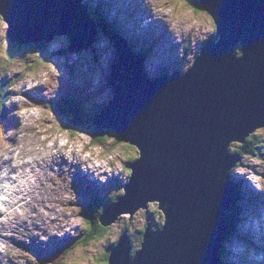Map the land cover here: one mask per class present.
I'll list each match as a JSON object with an SVG mask.
<instances>
[{"label":"water","instance_id":"95a60500","mask_svg":"<svg viewBox=\"0 0 264 264\" xmlns=\"http://www.w3.org/2000/svg\"><path fill=\"white\" fill-rule=\"evenodd\" d=\"M81 1L0 0L7 44L42 57L47 43L65 35L68 52L86 51L96 31ZM197 1L219 38L206 42L182 77L148 80L131 53L114 42L116 61L107 80L113 99L91 122L136 148L138 158L129 165L125 194L106 209L100 223L107 227L118 216L132 217L154 203L165 222L160 231L145 227L133 261L123 232L108 264H222L224 216L234 192L230 173L241 159L229 149L264 128V0ZM139 34L155 40L141 29ZM123 36L132 41L130 34ZM237 45L241 56L235 53Z\"/></svg>","mask_w":264,"mask_h":264},{"label":"rangeland","instance_id":"374dc122","mask_svg":"<svg viewBox=\"0 0 264 264\" xmlns=\"http://www.w3.org/2000/svg\"><path fill=\"white\" fill-rule=\"evenodd\" d=\"M130 1L128 0L126 3L129 2L128 5L131 7L140 8L142 10L140 14L144 18H148L149 13L145 7L139 3L131 4ZM151 1L153 11L156 14L152 13L150 6H146V8L152 17L155 20L160 19L164 26L161 27L158 22L156 25L150 22L148 23L149 33L156 35V43L159 42L162 33L164 39L163 44L159 42L160 44L155 46L156 50L149 55L148 60L144 57V60H147V62H143L146 71L154 77L158 76L162 70L172 73L180 68L179 71L186 72L199 53L200 46L213 38L214 26L212 21L199 7L195 8V0ZM149 26H152L153 29ZM158 27L160 30H156ZM6 29L7 26L0 19V49H2L0 52V77L8 75L13 80L10 86L14 91L8 95V98L13 99L16 105L14 118L19 119L20 117V120L12 133L8 135L6 139L8 141L0 145V163L11 157L12 149L18 150L24 158L37 155L36 159L43 161H48L49 156L52 155L62 156L67 159V164L62 168L65 172H69V177L66 176V173H60L52 182L46 176L47 179L44 182L47 186L57 185L58 187V184L60 185V190L57 193L49 190L48 201L50 207H55L56 217L64 219L61 222L64 224L63 228L53 232V234L56 233L55 236L46 233L44 236L33 239L36 236L29 230L28 223L35 217L36 209L41 203L35 201L34 209L29 210L30 202H27L24 214H22L23 222H25L21 232L23 237L16 235L12 238L11 233L4 232L9 240L7 243L9 252L4 263L39 264L37 257L46 255L53 248H57L59 251L56 253L62 252V264H105L103 258L106 255V250L118 241L124 229L130 237L129 243L132 250H141L142 237H140V232L146 224H149L152 219L150 226L161 227L163 225V215L157 209L156 203L149 204L146 210H139L133 217H130L129 214L117 217L111 226L104 228L102 239H95L85 245L83 243L90 234L88 233L90 230V226L88 228L89 221L85 217L88 204L93 200L103 202L107 198L117 195L116 199L123 194V188L129 177L128 162L130 161L131 164L138 156L136 148L118 142L113 136H109L107 139L103 138L104 143L102 145H94L95 139L92 138L90 132L68 130L65 127L67 121L56 117L44 106L40 107L35 104L51 101L53 102L52 107L56 108L59 102L75 99L84 105L88 115L95 116V113L98 114L112 99V91L107 88L106 80L111 73V64H115L116 51L108 44L107 40L100 38L91 49L81 50L79 53H70L66 49L69 45L68 38L62 35L55 37L46 44L42 57L35 53L24 56V50L11 44L7 46L9 42L5 39ZM176 33L187 39L184 41L182 38L178 39ZM183 42H187L186 45ZM105 43L106 45H104ZM103 46L104 48H102ZM173 47L174 49L171 51ZM92 49L95 50L94 54ZM167 49L170 51L166 52ZM48 53H52L54 58L47 56ZM166 54H170L171 58L173 57L170 62L173 65L172 68L166 66L168 62V55ZM94 55H96V62L93 61ZM43 57H45L44 61L41 59ZM63 58H66L68 64H63ZM149 67H153L157 73H150ZM161 67V71L158 72ZM53 77H55V81H52ZM64 105H68V103ZM78 116L75 113L70 115L75 119H78ZM255 134L260 136L257 139V144L263 149L260 152L261 157L260 159L243 157L242 162L246 167L238 169L234 176L235 180H239L238 175L240 173L245 175L244 179L247 184L242 185L246 193H243L244 197L251 199L259 195L260 198L256 201L262 205L263 199L260 193L261 183L264 181V129L255 132ZM83 148L85 151H82ZM240 148L237 144H233L231 153L239 152ZM52 161L59 163L57 157H53ZM76 161L81 165L80 169L83 167L80 178L78 174L73 173L76 168L72 164ZM48 166L50 167V165ZM49 167L47 171H50ZM100 167L108 174L103 175ZM96 168H100L99 175L90 178L88 173L91 174V170ZM113 173L117 174H114L117 180L112 179ZM81 180H84L85 183L80 182ZM90 180H97L101 182V185L97 186L96 182H90ZM79 182L81 186H87L90 190L96 185L97 190H92V193L97 195L93 196L85 191H79L77 189ZM42 191L46 193L45 188ZM28 193L30 194V192ZM60 194H62L63 200H60ZM254 195L256 196L254 197ZM114 201L106 202L105 206ZM263 213L264 202L258 217H251L248 208L242 206L241 219L238 224L240 230L237 232V238L226 246L227 250L233 252L231 253L232 261L228 260L229 263L244 264L242 262L244 260L245 264H264V239H258L259 237L264 238V223L261 218ZM232 218V211H227L226 219L229 223ZM252 228L258 241L247 233L248 229ZM248 234L255 243L247 240L246 235ZM79 239V244L75 243Z\"/></svg>","mask_w":264,"mask_h":264},{"label":"bare ground","instance_id":"6f19581e","mask_svg":"<svg viewBox=\"0 0 264 264\" xmlns=\"http://www.w3.org/2000/svg\"><path fill=\"white\" fill-rule=\"evenodd\" d=\"M128 0H125V2ZM146 4V6H150L151 9H153V4L151 0H139V4L144 7L142 4ZM131 4H137L138 0H131L130 1ZM129 2L126 3L128 12L134 9L135 12L137 13V16L135 17V21L136 23H138L139 25V29L143 30V31H147L149 32L148 29V23H154L155 25L157 24V21H153V19L151 18L150 15H148V18H144V16L142 14H140V12L142 11L140 8H134L128 5ZM131 8V10H130ZM130 13V17L132 16ZM153 13V11H152ZM160 14V13H159ZM132 18V17H131ZM1 19V17H0ZM148 20V21H147ZM142 27V28H141ZM149 28L153 29L152 26H149ZM145 31V32H146ZM189 35V34H188ZM156 36V35H155ZM167 36V34H166ZM164 39V34L162 33L160 35V41L163 42ZM208 41V40H207ZM207 41H205L204 43H206ZM159 44V43H157ZM157 44H153L152 46H156ZM152 51V49H151ZM145 58L146 55H144ZM143 57V59H144ZM171 65V64H169ZM151 72L155 73V69L152 67L150 69ZM61 78V75L59 76ZM160 77H164V75H161ZM59 78V79H60ZM55 77L52 78V81H55ZM8 84V86H10V82L6 81ZM55 86V84H54ZM4 112L7 114H10V112H7V110L4 109ZM236 155V154H235ZM37 155H34L30 158V160L28 161H24L23 159L20 158V155L14 156L12 155V158L5 160V163L3 165L2 168H0V174L1 173H15L16 174V179L18 181V191L16 192L17 194V202L20 203L24 197H28L30 196L32 193H35L40 186H43V180L45 178V175L48 176L50 178V182H52L56 176H58L60 173L64 174L66 173V176L69 177V172L68 171H64L63 170V166L65 164H67V159L65 157L62 156H54L52 155L49 160L43 161V162H36L35 158ZM53 157H57L59 159V163H53ZM239 162H241V159H239ZM50 165V167L48 166ZM73 165L76 166V169L74 170V174H80L81 175V171L83 169V167H81V169L79 168L81 165L78 163V161L74 162ZM50 168V171H47V168ZM245 167V166H244ZM243 167V168H244ZM99 170L100 168H96V169H92L91 170V174L88 173V176L90 178H94L95 176L99 175ZM84 176V173H83ZM92 176V177H91ZM71 177V174H70ZM93 180H90V182H92ZM242 183L247 184V182L241 181ZM60 185L58 184L55 186H46V189H49L51 192H55L57 193L58 190H60ZM30 192V194L28 193ZM46 195L47 193L43 196L42 194H40V197H36L35 201L38 203H41L38 208L36 209V215L35 217L29 221L28 226H29V230L31 231V233L33 235H35L36 237H33V239H37L41 236H44L46 233H49L53 236L56 235V233L53 234V232H56V230L58 231V229L63 228L64 224L61 223L62 221H64L63 218L61 217H56V209L55 207H50V202L48 200H46ZM256 195H254L255 197ZM259 196V195H258ZM260 198V196H259ZM60 200H63V196L62 194H60ZM59 200V202H61ZM69 203V202H67ZM34 204V203H33ZM33 204L29 203V210H33ZM43 204V205H42ZM66 204V203H65ZM64 204V205H65ZM70 204V203H69ZM71 205V204H70ZM258 208H256L255 214L258 215V211L260 210L261 207V203L258 204ZM26 207V203H24L22 205V209L20 213H15L12 211V208L10 206V203L7 204V210L2 211L0 213V215H3V213L5 214L6 211L10 210V214L8 215V217H10V220L8 223L3 222L0 223V236H2L0 242L4 245V247L2 249H0V264H5V258L8 255V242L9 240L7 239L8 237L5 236L3 237V234L5 231H7L8 233H11L12 238L16 237V235L21 236V232L24 228V224L25 222H23L22 219V214H24V210ZM261 215H264L261 214ZM263 218V223H264V217ZM262 223V224H263ZM50 224V225H49ZM239 224V221H238ZM62 226V227H59ZM259 229V228H258ZM247 233H249L255 240H257V236L255 231L252 229H248ZM248 235H246V237L249 239V241L251 243H255L253 241V239ZM24 238H28V237H24ZM259 240H262L264 238L259 237ZM258 241V240H257ZM23 243V240H22ZM7 245V246H6ZM251 245V244H250ZM256 245V244H255ZM253 247V246H251ZM4 250V251H2ZM230 254L233 253L231 251H228ZM264 254V252H263Z\"/></svg>","mask_w":264,"mask_h":264},{"label":"trees","instance_id":"16d2710c","mask_svg":"<svg viewBox=\"0 0 264 264\" xmlns=\"http://www.w3.org/2000/svg\"><path fill=\"white\" fill-rule=\"evenodd\" d=\"M36 47H39L41 48V45H34ZM6 102L4 98H2V94H0V118H2L3 121L7 122V118L3 117L2 116V113H3V110H2V105L3 103ZM71 104H74L79 106V107H82L80 106L76 100H71L70 101ZM71 107V106H70ZM69 108V106L67 105V109ZM60 112L64 113L66 109H63L62 107L58 108ZM67 118L69 119V116H67ZM78 122V121H76ZM88 122V121H86ZM0 125H1V122H0ZM106 132V131H104ZM2 131H0V137L2 135ZM107 133V132H106ZM240 151L242 154H244L243 156H246L248 158H255V159H260L261 157V147L257 144V139L256 138H249L246 140V143L241 146L240 148ZM259 157V158H258ZM238 166H242L244 167L245 165L242 164V162H240V164ZM236 195H238L236 193ZM238 198H239V195H238ZM231 209H232V214H233V220H234V214L237 213L238 209H239V206L238 205H235V203H233V206H231ZM232 220V221H233ZM234 224H236V221H234ZM90 234H89V239H94V238H101L103 237V232L105 231L101 226H99V224H95L92 229H90ZM235 230V229H234ZM234 230H232V233H231V236L232 234L234 235ZM229 241V239H228ZM135 252V250H133L131 252V256H133V253ZM227 251H225L223 254H222V259L224 260L225 257L227 256ZM224 255V256H223ZM226 255V256H225ZM62 258V252H59V253H53L52 255H50V257H47V259L45 261H43L42 263H52V264H60L61 261L60 259Z\"/></svg>","mask_w":264,"mask_h":264},{"label":"clouds","instance_id":"9594fccd","mask_svg":"<svg viewBox=\"0 0 264 264\" xmlns=\"http://www.w3.org/2000/svg\"><path fill=\"white\" fill-rule=\"evenodd\" d=\"M232 147V146H231ZM240 198V197H239Z\"/></svg>","mask_w":264,"mask_h":264}]
</instances>
